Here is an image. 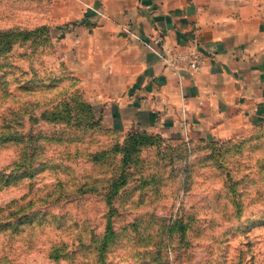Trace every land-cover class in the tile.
I'll return each instance as SVG.
<instances>
[{
  "label": "rangeland",
  "instance_id": "374dc122",
  "mask_svg": "<svg viewBox=\"0 0 264 264\" xmlns=\"http://www.w3.org/2000/svg\"><path fill=\"white\" fill-rule=\"evenodd\" d=\"M79 5L0 0V35L42 27L50 40L0 53V264H264V123L231 139L163 137L115 193L127 136L43 117L87 96L72 71Z\"/></svg>",
  "mask_w": 264,
  "mask_h": 264
},
{
  "label": "crops",
  "instance_id": "0c3cea01",
  "mask_svg": "<svg viewBox=\"0 0 264 264\" xmlns=\"http://www.w3.org/2000/svg\"><path fill=\"white\" fill-rule=\"evenodd\" d=\"M72 71L121 136L231 139L264 123V0H82ZM73 15V16H72ZM206 54L171 68L176 49Z\"/></svg>",
  "mask_w": 264,
  "mask_h": 264
},
{
  "label": "trees",
  "instance_id": "16d2710c",
  "mask_svg": "<svg viewBox=\"0 0 264 264\" xmlns=\"http://www.w3.org/2000/svg\"><path fill=\"white\" fill-rule=\"evenodd\" d=\"M43 30L44 29L42 27H38L28 30H19L18 28H14V30L3 31L0 35V53L10 51L18 42L36 41L37 44H40L41 41L44 44L48 43L50 41L49 32L46 33V36L43 38ZM43 117L47 120L55 122L64 121L69 123H78L87 127H91L101 121V118H97L96 111L91 103L83 96L81 91L71 93V95L54 106V108L49 111H45L43 113ZM159 140L163 141V137L161 135H153L145 131L130 132L123 144L117 146V152L122 154V176L120 179L121 181L115 180L116 183H114V180L112 179V189L115 193H117L118 189L122 186V184L119 183L129 180L127 178L129 170L134 167L135 164H141L142 159L140 154L142 149L149 145H160ZM3 222L4 216H0V225H2ZM184 228L185 231L189 230L188 227ZM107 233L108 235L114 234L111 223H108L107 225ZM111 237L112 236H107L103 239L101 244L103 249H105L107 245L106 241Z\"/></svg>",
  "mask_w": 264,
  "mask_h": 264
},
{
  "label": "built area",
  "instance_id": "2783aa9c",
  "mask_svg": "<svg viewBox=\"0 0 264 264\" xmlns=\"http://www.w3.org/2000/svg\"><path fill=\"white\" fill-rule=\"evenodd\" d=\"M206 59V54L200 48L190 47L173 51L168 57V64L178 70L201 71Z\"/></svg>",
  "mask_w": 264,
  "mask_h": 264
}]
</instances>
